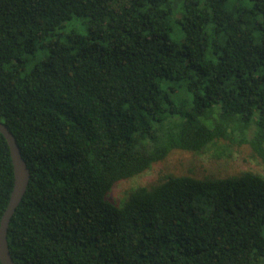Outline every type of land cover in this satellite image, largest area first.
<instances>
[{"label": "trees", "instance_id": "1", "mask_svg": "<svg viewBox=\"0 0 264 264\" xmlns=\"http://www.w3.org/2000/svg\"><path fill=\"white\" fill-rule=\"evenodd\" d=\"M238 3L183 0L175 51L172 0H0V121L31 171L16 264H264L262 174L161 173L109 198L178 152L264 167V0ZM72 20L87 33L67 41ZM14 183L0 132V225Z\"/></svg>", "mask_w": 264, "mask_h": 264}, {"label": "rangeland", "instance_id": "2", "mask_svg": "<svg viewBox=\"0 0 264 264\" xmlns=\"http://www.w3.org/2000/svg\"><path fill=\"white\" fill-rule=\"evenodd\" d=\"M172 2L174 15L172 17L173 33L170 44L175 51H180L183 49V33L177 19L181 16L183 0H172ZM234 6H241L238 0H230V7ZM74 31L87 33V27L83 21L78 20L65 23L62 33L67 41L73 36ZM46 55L47 48L38 45L35 53L26 57L29 60V68L43 60ZM243 171H252L264 176V167L252 157L250 150L247 148L226 149L219 145L218 147L209 148L206 153L201 155L178 152L169 157L165 163L155 165L143 175L118 184L110 193L109 198L116 205H120L131 189L155 182L161 173L175 172L202 178L206 176L226 177Z\"/></svg>", "mask_w": 264, "mask_h": 264}, {"label": "water", "instance_id": "3", "mask_svg": "<svg viewBox=\"0 0 264 264\" xmlns=\"http://www.w3.org/2000/svg\"><path fill=\"white\" fill-rule=\"evenodd\" d=\"M0 132L5 136L11 150L14 165L15 183L8 208L0 225V261L2 264H16L8 242L10 223L22 203L31 181V171L23 157L22 151L14 134L0 121Z\"/></svg>", "mask_w": 264, "mask_h": 264}]
</instances>
